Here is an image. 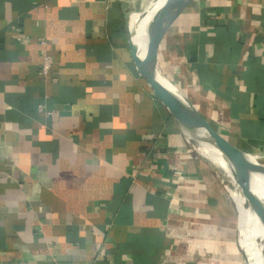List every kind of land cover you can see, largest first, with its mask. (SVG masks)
I'll return each mask as SVG.
<instances>
[{
	"label": "crops",
	"instance_id": "obj_1",
	"mask_svg": "<svg viewBox=\"0 0 264 264\" xmlns=\"http://www.w3.org/2000/svg\"><path fill=\"white\" fill-rule=\"evenodd\" d=\"M135 1L0 0V264H212L217 195L135 72ZM157 63L264 166V0H195Z\"/></svg>",
	"mask_w": 264,
	"mask_h": 264
},
{
	"label": "water",
	"instance_id": "obj_2",
	"mask_svg": "<svg viewBox=\"0 0 264 264\" xmlns=\"http://www.w3.org/2000/svg\"><path fill=\"white\" fill-rule=\"evenodd\" d=\"M195 0H164L143 29V47L134 43L130 14L124 15L127 44L136 74L153 98L169 115L185 141L194 147H212L228 165L237 190L256 219L264 225V201L252 188L255 176L264 178V166L215 131L190 101L165 78L158 68L157 54L164 36L186 8ZM143 11L141 14H144ZM147 13L144 14V16ZM165 81V84L161 82ZM173 86V87H172ZM245 264V257L243 256Z\"/></svg>",
	"mask_w": 264,
	"mask_h": 264
},
{
	"label": "bare ground",
	"instance_id": "obj_3",
	"mask_svg": "<svg viewBox=\"0 0 264 264\" xmlns=\"http://www.w3.org/2000/svg\"><path fill=\"white\" fill-rule=\"evenodd\" d=\"M163 2L164 0H147V6L143 10L145 11L144 14L147 13L145 16L141 14L142 12L131 14L130 29L134 33V43L137 46L143 47V29L152 14ZM161 82L165 84L163 79H161ZM192 147L199 156L206 159L214 168L220 170L232 187H226L224 190H226V194L237 213V244L239 250L245 256L246 264H264V240L262 238L264 236V225L260 226L258 224V220L250 211L247 202L237 190L228 165L223 162L219 153L212 147ZM252 188L257 196L264 201V178L261 176L253 177Z\"/></svg>",
	"mask_w": 264,
	"mask_h": 264
},
{
	"label": "rangeland",
	"instance_id": "obj_4",
	"mask_svg": "<svg viewBox=\"0 0 264 264\" xmlns=\"http://www.w3.org/2000/svg\"><path fill=\"white\" fill-rule=\"evenodd\" d=\"M146 6L147 0H136L135 4L130 9V12H143ZM132 13H130V15ZM162 75L168 79V77H166L167 75L163 73ZM168 80L172 82L170 79ZM211 126L215 128L212 124ZM216 131L218 132L217 129ZM219 134H221L226 140L231 142L228 137H226L222 133ZM188 147L190 148L196 162L199 163L198 170L201 177L205 179L206 185L208 182L211 183L210 186L211 188H213L212 191H214V193L217 195L215 198L217 203V208L215 211L216 235L214 234V237H212L211 235V243L210 245H208V248L211 247V249L208 252L206 251L207 255L208 257H210L212 264L214 262L216 264H244L243 254L239 250L237 244V213L233 203L230 201L228 195L226 194V190H224L226 189V187L229 188L230 185L228 184V181H226L224 175L220 170L214 168L206 159L199 156L194 151L192 145L188 144ZM210 186L208 187L210 188ZM258 224L260 226L262 225V223H260L259 221ZM262 238L264 240V236H262Z\"/></svg>",
	"mask_w": 264,
	"mask_h": 264
},
{
	"label": "built area",
	"instance_id": "obj_5",
	"mask_svg": "<svg viewBox=\"0 0 264 264\" xmlns=\"http://www.w3.org/2000/svg\"><path fill=\"white\" fill-rule=\"evenodd\" d=\"M40 45L45 47V43L44 42H41ZM51 65H52L51 57L49 55H47V54H44L41 66H40L39 71H38V74L41 77L47 76L49 71H50Z\"/></svg>",
	"mask_w": 264,
	"mask_h": 264
},
{
	"label": "trees",
	"instance_id": "obj_6",
	"mask_svg": "<svg viewBox=\"0 0 264 264\" xmlns=\"http://www.w3.org/2000/svg\"><path fill=\"white\" fill-rule=\"evenodd\" d=\"M181 92V91H180ZM182 93V92H181ZM211 125V124H210ZM212 127V126H211ZM213 128V127H212ZM215 131H216V129L215 128H213ZM221 135V134H220ZM222 136V135H221ZM234 145V144H233Z\"/></svg>",
	"mask_w": 264,
	"mask_h": 264
}]
</instances>
